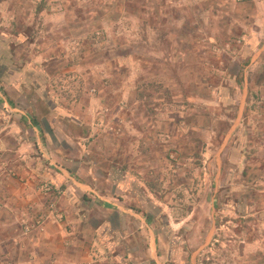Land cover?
Here are the masks:
<instances>
[{"label": "rangeland", "instance_id": "rangeland-1", "mask_svg": "<svg viewBox=\"0 0 264 264\" xmlns=\"http://www.w3.org/2000/svg\"><path fill=\"white\" fill-rule=\"evenodd\" d=\"M248 1L0 0L8 264L41 246L36 201L60 209L56 164L128 211L129 249L102 239L95 262L264 264V30L246 39Z\"/></svg>", "mask_w": 264, "mask_h": 264}, {"label": "crops", "instance_id": "crops-1", "mask_svg": "<svg viewBox=\"0 0 264 264\" xmlns=\"http://www.w3.org/2000/svg\"><path fill=\"white\" fill-rule=\"evenodd\" d=\"M246 4L247 10L249 13L251 12L254 20L250 24L244 23L247 33L245 37L247 40L250 39V43H253L254 36L252 35V31L254 29L264 30V0H249ZM62 160H64V164L66 165V157H63ZM55 167L60 171L50 172L52 184L57 187L62 185V190L53 198L55 201L53 204L54 207L60 206V209L59 211L55 209L53 212L45 211L46 209L43 207L44 203L38 200L35 203L37 204L34 207L35 209L33 208L32 213L34 214L28 215L29 217L27 216L31 222L36 221L41 223L39 220L42 219L43 230L46 225L49 227L46 228L47 231L40 234L41 246L37 245L38 248L36 247L34 252H32V257L29 258L28 263L128 264L127 262H121V256L112 251L103 253V260L100 263L93 261L92 258L94 246H98L102 239L104 242L109 240L105 243L112 241L110 244L113 245L114 243L117 245L122 243L126 249H129L131 244L129 239L132 233L129 234L123 227L130 229L131 223L127 218L128 211L119 205V203L122 204L123 202L114 195L109 196L99 193L91 185L81 182L72 171L67 170L66 172L65 167H60L58 164ZM90 208L99 211L100 214L103 213L99 215L101 224L97 229L91 224L92 221L96 220L89 213ZM109 210L118 216L117 222L122 224V230L119 225L118 228H115L112 221L106 219L107 211ZM53 223L58 224V229H55L54 225H50ZM120 238L126 241L120 240ZM0 247L4 250L3 255L0 256V264H4V262L8 264L7 259L11 256L7 250L8 245L0 240ZM21 252L22 248L20 246L18 254H21ZM18 254H16L15 259L19 258ZM18 263H22L21 258Z\"/></svg>", "mask_w": 264, "mask_h": 264}, {"label": "trees", "instance_id": "trees-1", "mask_svg": "<svg viewBox=\"0 0 264 264\" xmlns=\"http://www.w3.org/2000/svg\"><path fill=\"white\" fill-rule=\"evenodd\" d=\"M36 125H38L36 122H35Z\"/></svg>", "mask_w": 264, "mask_h": 264}]
</instances>
